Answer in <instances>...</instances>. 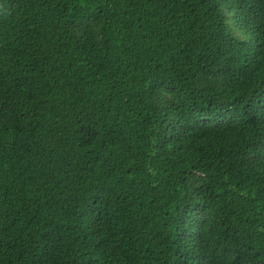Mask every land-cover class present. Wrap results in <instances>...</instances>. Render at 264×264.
I'll use <instances>...</instances> for the list:
<instances>
[{
	"label": "trees",
	"instance_id": "trees-1",
	"mask_svg": "<svg viewBox=\"0 0 264 264\" xmlns=\"http://www.w3.org/2000/svg\"><path fill=\"white\" fill-rule=\"evenodd\" d=\"M0 264H264V0H0Z\"/></svg>",
	"mask_w": 264,
	"mask_h": 264
}]
</instances>
